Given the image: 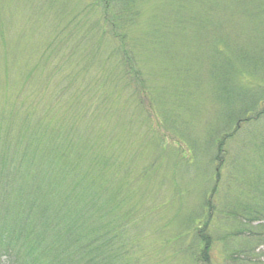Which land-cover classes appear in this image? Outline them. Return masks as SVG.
<instances>
[{
	"label": "rangeland",
	"instance_id": "obj_1",
	"mask_svg": "<svg viewBox=\"0 0 264 264\" xmlns=\"http://www.w3.org/2000/svg\"><path fill=\"white\" fill-rule=\"evenodd\" d=\"M0 197L63 264H264V0H0Z\"/></svg>",
	"mask_w": 264,
	"mask_h": 264
},
{
	"label": "trees",
	"instance_id": "obj_2",
	"mask_svg": "<svg viewBox=\"0 0 264 264\" xmlns=\"http://www.w3.org/2000/svg\"><path fill=\"white\" fill-rule=\"evenodd\" d=\"M127 61V58H126ZM129 66V74L133 75L135 79V72ZM6 198L0 197V207L5 204ZM14 216L12 223L13 224H3L4 220H8L6 216V211L2 212L4 215V220L0 219V264L4 263V260L7 261V264H63L62 259H64L63 250H58L56 248L49 247L47 250H44L46 243L44 245V239L42 236H39L35 233H29L31 227L27 223H22V220L27 221L26 214H21ZM38 227L40 230H47L46 220L39 219ZM29 233V234H27ZM208 245L204 248V255L208 253ZM74 250V249H73ZM95 249H90V246H86L79 252L81 261L85 259L88 260V263L91 262L90 256L94 253ZM69 252V257L71 258V249H67ZM77 253V250L74 251L73 257Z\"/></svg>",
	"mask_w": 264,
	"mask_h": 264
}]
</instances>
